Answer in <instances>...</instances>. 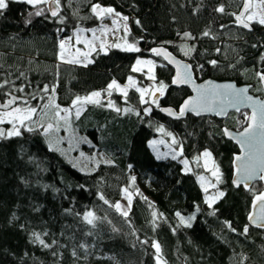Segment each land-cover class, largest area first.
<instances>
[{
	"label": "trees",
	"instance_id": "1",
	"mask_svg": "<svg viewBox=\"0 0 264 264\" xmlns=\"http://www.w3.org/2000/svg\"><path fill=\"white\" fill-rule=\"evenodd\" d=\"M100 2L114 6L117 11L130 17L129 39L139 41L141 51L130 53L113 48L107 55L94 53L95 63L86 68L62 64L57 88L58 102L61 105L70 104L75 94L85 95L105 88L112 79L122 84L131 75L139 86L149 84L144 74L131 71L136 59L144 57L158 63L155 70L157 79L169 85L165 96L161 98V106L177 109L190 93L185 88H174L171 83L172 69L162 59L151 54V48L160 46L191 63L194 69L197 64H204V70L195 73L198 82L212 79L219 82L231 81L239 86L252 85L253 89L259 87L251 69L257 65L264 48L254 49L250 45L264 37V28L256 25L254 32L248 33L238 28L232 17L221 16L213 11L221 2L228 5V11H236L231 0ZM64 3L65 0H62V4ZM26 7L11 3L5 17L0 18V52L7 53L3 61L5 69L15 72L19 68L27 72L33 84L53 82L55 65L58 63L55 56L58 39L56 29L66 27V31L60 36H67L71 35L76 25L92 28L99 22L94 18H74L72 9L64 7L62 14L68 18L65 26L51 20L34 18L32 25L25 28L22 13ZM77 7L80 16L90 15L86 0L80 3L74 0L72 8ZM196 8L199 11L194 13ZM136 19L141 21L142 27L134 23ZM221 24L229 27L221 29ZM209 27L216 39L201 37V33ZM185 31L191 32L198 39L182 40L177 33ZM13 34L18 35L19 39L9 42L8 37ZM234 34H243L244 39H233ZM244 40L248 43L245 44ZM166 41L172 43H164ZM13 43L16 44L15 49L11 46ZM185 43L196 45V52L191 58L184 56L179 47ZM229 46L238 49L239 56L244 57L236 69L219 70L207 63L212 59L218 60L222 66L235 63L238 57ZM217 47L222 49L221 54H216ZM29 58L33 63H28ZM259 67H264V64ZM245 69L249 71L245 72ZM19 83L21 81H17ZM250 93L264 98V92L250 90ZM112 99L121 108L133 106L141 110L143 116L142 108L146 105L139 104V94L135 90H129L128 104L123 102L119 94H113ZM237 119L242 120L243 117L239 113H230L224 120H218L187 115L182 120L173 121L163 117L159 109L153 106L152 114L141 121L133 114L117 115L107 108L88 106L80 119L74 121L73 127L79 137H85L91 143H80L74 152H104L115 162L113 166L101 165L92 175H85L73 168L60 152L50 151L41 135L25 133L23 138L0 141V264H116V261L119 264H155L154 249L150 246L152 240L160 242L168 264H235L236 254L239 253L248 257L245 264H264V230L250 227L249 235L245 238L232 233L223 225V221H231L233 227L241 231L247 224L252 201V195L247 190L232 186L233 154H238V149L221 132L224 127L241 131ZM161 124L183 143L184 154L181 158L193 161L205 148L212 151L224 174V183L220 185V189L226 193L214 206L218 210L215 216L208 214L211 210L203 203L204 194L195 175L185 174L178 159H157L148 147L147 141L157 137L155 127ZM209 133L213 134L212 138ZM59 135L66 137L60 145L62 149H66L67 146H64L69 143L67 138L70 133L61 129ZM128 165H132L131 171ZM130 176L136 177L135 186L130 191L139 189L142 196L147 197V202L141 196H134L129 218L136 229V235L140 239H148V245L141 246L130 235L131 229L123 218L98 199V192H103L110 202L119 201L122 188L129 185ZM23 181H27V184ZM45 185L61 191L54 193L51 188L45 190ZM78 185H84V188L81 189ZM253 186L256 190L264 188L260 182ZM149 202L154 207H149ZM195 205L200 206V212L196 213L193 227H179L174 234L171 228L179 223L175 212L191 215L195 212ZM36 208L39 211H35ZM67 208H73L74 212L94 210L99 216L107 215L120 232L113 233L112 225L105 222L92 230L93 236H87L85 233L89 226L81 218L65 214L64 209ZM152 211L164 214L163 218L157 220L158 227L155 231L150 224ZM13 213L19 219L10 224ZM21 224L25 225L24 230L20 228ZM32 230L41 233L47 231L49 235L44 239L49 243L55 239L58 244L48 250L31 243ZM81 242L94 244L95 247L90 248L92 254L87 260L77 261L71 252L76 248L83 255L77 247ZM133 243L136 244L135 248L132 247ZM52 251L61 253L62 257H54ZM108 257H114L115 260Z\"/></svg>",
	"mask_w": 264,
	"mask_h": 264
},
{
	"label": "snow or ice",
	"instance_id": "2",
	"mask_svg": "<svg viewBox=\"0 0 264 264\" xmlns=\"http://www.w3.org/2000/svg\"><path fill=\"white\" fill-rule=\"evenodd\" d=\"M80 3L84 0H75ZM89 6V16H80L79 8H72L74 0H0V18L5 17V13L9 10L11 3H18L26 5V9L22 15L24 16L23 26L29 27L33 23L34 18H43L44 20H51L52 22L65 26L67 24V16L63 15L64 7L72 9V15L79 20L95 19L99 22L97 27L85 28L79 25L73 27L71 35L60 36L66 31V27H58L56 32L58 34L57 43L55 45V56L58 63L55 65L56 72L54 74V81L50 83H36L33 84L29 74L19 68L15 72L5 69L4 58L7 53L0 52V141H8L14 138H23L25 133L38 134L45 138L47 147L50 151L60 152L62 155L68 156L69 153L78 148L80 143L90 144L91 142L85 137H79L74 129V121H78L83 113L87 110L88 106L107 108L117 115L133 114L143 121L145 116H150L153 112V106L159 109L160 112L166 113L167 116L179 120L187 113H193L196 116H201L203 113H214L217 116L227 117L229 109H234L239 113L243 119H237L242 130L233 133L228 127H224L221 132L222 135L230 140H234L240 148V152L233 154V169L234 178L232 185L236 188L243 186L252 195L251 211L248 213V223L243 226L241 231L233 227L231 221H223V225L232 233L245 238L248 237L250 227L254 226L257 229H264V188L256 190L253 182L259 180L264 181V99L253 97L249 94L250 90L257 92H264V67H259L264 64V52L260 53L257 65L253 66V72L259 87L253 89L252 85H245L237 87L234 83H215L214 81L207 80L202 84L195 82V73L204 70V64H197L195 69L191 63L182 62L177 60L171 52L167 51L163 46L154 47L150 49L152 55L162 57L168 64L175 66L176 73L173 76L171 83L173 85H189L192 91L196 93L195 96H190L185 99L179 106L177 111L171 107H162L161 98H163L169 88V85L164 81L157 79L155 69L157 67L156 61L153 59L137 58L135 64L132 65L131 71L134 73H144L147 79L152 81V84L147 87L138 86L137 80L129 75L127 82L121 85L116 79H112L105 88L100 90H93L85 95L75 94L71 98L70 104L67 106L61 105L58 102L59 97L57 88L59 87L60 80V66L62 64L88 67L94 64L95 60L93 54L99 55L103 53L108 54L110 49H119L123 52L138 53L141 49L138 47L139 41L130 42L128 37L131 35L129 27L130 17L117 11L116 7L112 5H105L97 0H86ZM236 6V11H228V5L221 2L218 3L213 11L221 16H229L233 18V23L238 27L246 30L248 33L254 32V26L258 25L264 28V0H231ZM199 11V8L194 9V13ZM105 20H110L111 25L105 24ZM134 23L141 26V21L136 19ZM229 25L221 24L220 28L224 29ZM123 32L122 36H116L118 32ZM86 33H90L89 37ZM111 35L114 39L109 43L108 37ZM184 41H196L198 38L191 32L185 31L182 34L177 33ZM201 37H208L216 39L213 35L211 27L205 29L201 33ZM233 39L243 40V34L233 35ZM18 35L13 34L8 37L9 42L18 41ZM164 43H172L166 41ZM247 44L248 41L244 40ZM83 45V47H79ZM15 49L16 44L11 45ZM184 56L191 58L192 54L196 52L195 44H182L179 46ZM231 51L236 53L237 59L235 63H229L222 66L218 60L212 59L207 61L213 68L219 70L236 69L237 65L244 59L239 56L238 49L231 47ZM251 48H264V37H261L257 42L250 45ZM216 54H221L222 49L217 47ZM23 59V58H21ZM29 64L33 60L29 58ZM163 66V65H161ZM11 68V65L8 66ZM245 72L249 69H245ZM17 81L21 83L17 84ZM134 89L139 94V104L146 105L141 110H137L133 106L119 107L116 102L111 99L113 93H118L125 104H128L129 90ZM105 100L107 101L105 103ZM35 102V103H33ZM251 109V112L242 111V109ZM61 129L70 133L69 148L62 149L60 145L64 142L66 137L59 135ZM155 131L164 136L170 137L171 142L168 145L171 153V158L176 160L178 157L183 156V143L165 129L164 125L155 127ZM212 133L209 137L212 138ZM163 139H151L147 141V145L154 152L157 151L158 144H164ZM176 146V147H173ZM94 147V145H93ZM157 159H160L157 154ZM194 162L203 168L205 173L210 175H197V180L203 192V203L211 210L208 214L215 216L218 211L214 206L226 195L225 191L220 189V185L224 183V174L221 171L220 165L217 163L213 153L208 148H205L199 155L194 157ZM72 167L85 175H92L96 172L101 165L113 166L114 160L110 155L104 152H99L93 155H86L83 151L79 153L78 157H73L69 160ZM184 165V172L188 174L192 171L190 161L185 158L181 160ZM129 171L132 165H128ZM23 179V178H22ZM27 184V181H23ZM102 182V178H101ZM136 177H129V185L122 188V198L127 201L124 205L119 201L110 202L103 192H98V199L107 205L109 208L114 209L124 222L131 229L130 235L134 236L141 246L148 245V239H140L136 235V229L133 228L130 220V212L133 204L134 196H141L146 202L147 197H143L139 189L130 191L134 188ZM70 187V186H69ZM77 187L83 189L84 185ZM45 190L51 188L54 193H60V189L50 185L44 186ZM68 198V197H65ZM149 207H154L149 202ZM39 211V208L34 209ZM65 214L75 215L81 218L82 222L89 226V230L85 233L87 236H93L92 230L98 227V224L107 223L112 225L111 231L119 233L120 229L112 224V220L107 215L99 216L94 210H86L83 213L74 212L73 208L64 209ZM200 212V206L195 205V212L191 215L185 216L180 211L175 212V217L178 219V225L172 227L171 230L175 234L179 227L192 228L193 222L196 220V213ZM151 221L153 231L158 227L157 220L164 217L163 213L152 211ZM19 217L13 213L9 221L18 220ZM171 227V226H170ZM20 228L25 229V225L21 224ZM49 234L47 231L37 232L32 230L30 232V242L38 244L44 249L52 250L58 241L53 239L51 243L47 242L44 237ZM63 235V233H61ZM219 238V237H218ZM154 249L155 264H168L164 258L163 249L159 241L152 240L150 243ZM83 255L78 253L76 248H73L71 255L77 260H87L92 254L90 248H94V244L81 242L77 246ZM132 247L135 248L136 244L133 243ZM27 255V253H25ZM54 257H62L61 253L52 251ZM235 264H245L248 257L243 253L236 254ZM99 258V257H97ZM108 259L115 260L114 257ZM116 264H119L116 261Z\"/></svg>",
	"mask_w": 264,
	"mask_h": 264
},
{
	"label": "rangeland",
	"instance_id": "3",
	"mask_svg": "<svg viewBox=\"0 0 264 264\" xmlns=\"http://www.w3.org/2000/svg\"><path fill=\"white\" fill-rule=\"evenodd\" d=\"M104 23L105 24H109V25H111V21L110 20H105L104 21ZM99 24V23H98ZM98 26V25H97ZM96 26V27H97ZM86 35H88L89 37L91 36V34L90 33H86ZM123 35V32L121 31V32H118L117 34H116V36L118 37V36H122ZM113 37L111 36V35H109V37H108V40H109V43H111V42H113ZM128 39H129V37H128ZM129 41H130V39H129ZM130 42H132V41H130ZM79 47H83V45H80ZM139 58H141V59H151V58H144V57H139ZM135 64V63H134ZM157 66H158V63H157ZM156 70V69H155ZM142 74H144V73H142ZM144 77H145V79H146V81H148L149 82V84H147V85H144V86H140V87H147V86H149V85H151L152 84V81H150V80H148L147 79V76L144 74ZM126 82H127V80H126ZM125 82V83H126ZM125 83H120L121 85H124ZM139 86V85H138ZM130 90H134V89H130ZM113 94H118V93H113ZM113 98V95H112V97H111V99ZM113 100V99H112ZM107 101L105 100V103H106ZM158 133V132H157ZM154 139H157V140H159V139H163L164 141H165V143L164 144H158L156 147H157V151L156 152H154L151 148V151L153 152V154L157 157V154H159V156H160V158H166V157H170L171 158V153H170V149H169V147H168V145L170 144V142H171V138L170 137H167V136H164V135H162L161 133H158V135H157V137L156 138H154ZM67 146V148L66 149H68L69 148V143H65V146L64 147H66ZM173 147H176V146H173ZM75 150H73V151H71L70 153H69V155L68 156H65V155H63L64 157H65V159L67 160V162L69 163V160L71 159V158H73V157H78L79 156V153L81 152V151H78V153H75L74 152ZM86 155H93V154H91V153H88V152H86L85 150H82ZM96 153H99V152H95L94 154H96ZM179 161H180V163H181V160H183V159H185V158H181V157H178L177 158ZM181 165H182V167H183V171H184V165L181 163ZM190 167L192 168V171L191 172H189V173H193L194 175H195V178H196V182H197V184L199 185V187H200V184H199V182H198V180H197V175H200V174H203V175H210L209 173H205L204 171H203V168L202 167H200V166H198L195 162H194V160L193 161H190ZM119 202H121L122 204H124V205H126L127 204V201L125 200V199H123L122 197H121V199L119 200Z\"/></svg>",
	"mask_w": 264,
	"mask_h": 264
},
{
	"label": "water",
	"instance_id": "4",
	"mask_svg": "<svg viewBox=\"0 0 264 264\" xmlns=\"http://www.w3.org/2000/svg\"><path fill=\"white\" fill-rule=\"evenodd\" d=\"M168 51V50H167ZM173 55V54H172ZM174 56V55H173ZM177 60H180V61H182V62H186V61H184V60H181L180 58H178V57H176V56H174ZM160 59H162L163 61H164V63H165V65L167 66V67H169V68H171L172 69V71H173V76H175V73H176V69H175V66L174 65H172V64H168V62L167 61H165L162 57H159ZM186 63H188V62H186ZM173 78V77H172ZM207 80H211V81H214L215 83H220V84H222V83H234V82H231V81H222V82H219V81H216V80H212V79H207ZM207 80H204V81H201V82H198L196 79H195V82L197 83V84H202V83H204L205 81H207ZM172 81V80H171ZM234 84H236V83H234ZM172 86L174 87V88H185V89H187L188 91H189V93H190V95L187 97V98H189L190 96H195L196 95V93L195 92H193L192 91V88L189 86V85H179V86H177V85H173L172 84ZM236 86L237 87H242V86H245V85H242V86H239V85H237L236 84ZM249 94L250 95H252L253 97H259V96H255V95H253L252 93H250L249 92ZM186 98V99H187ZM260 98V97H259ZM260 99H264V98H260ZM183 103V102H182ZM181 103V104H182ZM180 104V105H181ZM177 111L179 110V107L176 109ZM242 111H245V112H251V109H247V108H244V109H242ZM159 113L163 116V117H165V118H167V119H169V120H173V121H175V120H177V119H174L173 117H169V116H167V114L166 113H162V112H160L159 111ZM230 113H236L235 112V110L234 109H229V114ZM228 114V115H229ZM187 115H190V116H192V117H195V118H200V117H211V118H215V119H218V120H224L226 117H222V116H217V115H215L214 113H203L201 116H196L195 114H193V113H187L184 117H182V118H180L179 120H182V119H184ZM232 131V130H231ZM234 134L235 133H237V131H232ZM225 137V136H224ZM228 141H230V142H232L236 147H237V149H238V153L240 152V148H239V145L234 141V140H230V139H228L227 137H225ZM232 168H233V163H232ZM234 178V169H233V175H232V179ZM258 182H260L263 186H264V181H259V180H257V181H255V182H253V184L254 183H258ZM231 183H232V180H231ZM233 186V185H232ZM234 187V186H233ZM244 190H245V188L243 187V186H241ZM235 189H237L236 187H234ZM250 211H251V204H250ZM249 211V212H250ZM247 223H248V220H247ZM251 228H253V229H255V230H264V229H257V228H255L254 226H252Z\"/></svg>",
	"mask_w": 264,
	"mask_h": 264
}]
</instances>
